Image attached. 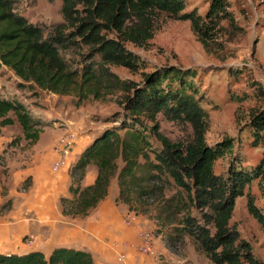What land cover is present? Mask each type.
Returning a JSON list of instances; mask_svg holds the SVG:
<instances>
[{
	"label": "trees",
	"instance_id": "trees-1",
	"mask_svg": "<svg viewBox=\"0 0 264 264\" xmlns=\"http://www.w3.org/2000/svg\"><path fill=\"white\" fill-rule=\"evenodd\" d=\"M62 2L63 22L46 32L18 12L17 0H0V61L30 86L55 95L75 96L79 104L90 97L101 99L115 92L123 95L125 116L120 125L95 134L71 168L72 198L62 200L64 214L88 216L90 210L106 199L116 177L120 188L118 201L126 204L132 203V194L140 201L139 194L148 195L156 188L155 184L170 178L180 189L177 196L167 199L170 209L179 208L174 214L180 225L179 239L185 235L195 238L212 264H264L255 257L251 245L241 241L239 232L230 226L236 201L244 196L248 185L258 180L264 195V161L249 169L240 156H235L227 175L215 173L216 161L233 151L235 140L227 138L215 146L207 144L210 118L202 106L204 96L198 71L160 67L143 72L142 81L135 82L121 79L110 69L112 65L135 69L139 62L123 43L145 46L153 39L156 23L162 16L190 21L194 33L209 51L219 36L222 21H233L229 2L212 0L205 17L187 12L186 0ZM84 47L90 52L85 60L88 63L73 68L63 52ZM257 89L264 106V89ZM10 112L16 116L25 139L38 142L43 131L38 128L43 126L41 122L24 104L5 98L0 92L2 126L15 123L9 117ZM159 115L190 125L192 141L181 145L166 139L159 130ZM246 130L253 147H264V107L252 112ZM120 160L123 167L119 171ZM90 165L97 168L96 179L82 187ZM194 209L203 213L204 223L193 217ZM249 211L264 227V214L252 200ZM0 264L95 262L87 251L57 248L49 258L39 251L0 254Z\"/></svg>",
	"mask_w": 264,
	"mask_h": 264
},
{
	"label": "rangeland",
	"instance_id": "rangeland-1",
	"mask_svg": "<svg viewBox=\"0 0 264 264\" xmlns=\"http://www.w3.org/2000/svg\"><path fill=\"white\" fill-rule=\"evenodd\" d=\"M17 1L18 12L31 23L43 27L46 32L51 31L54 25L63 22L62 0ZM227 1L233 21L228 19L222 21L219 36L211 44L209 51L194 33L190 21H178L162 16L156 23L153 39L145 46H137L130 42L123 43L126 50L139 62L135 69L110 66L111 71L121 79L135 82L142 81L143 72L150 73L160 67L178 66L184 69L194 68L198 71L204 96L202 106L210 118L209 130L206 134L207 144L215 146L227 138L235 140L233 151L216 161L214 170L217 175L228 174L227 170L235 156H240L243 165L249 169L264 161V147H253L246 130L252 112L264 107L262 98L257 96V88L264 89V0ZM186 2L187 12H197L205 17L212 0H186ZM114 37L111 35V38ZM89 54L86 47L63 52V56L73 68L88 63H85V60ZM0 92L5 98L24 104L43 125L38 127L43 129L42 133L46 127H55L56 131L58 129L64 131L59 137H53L56 140L52 147L53 151L60 156L56 162L63 159L60 150L57 149L58 142L66 138L69 133H74L76 138L70 145L68 158L78 139L93 140L95 134L103 129L119 126L121 118L125 116L121 92L106 95L101 99L90 97L79 104L75 96L55 95L30 86L1 61ZM9 117L14 119L13 125L2 126L0 119V186H3L4 196L9 190L8 186L10 187L12 182L17 180L18 171L25 166L24 159L29 158V151L37 143L25 139L23 129L12 112L9 113ZM157 122L160 132L170 142L186 145L192 141L193 129L190 125L170 121L163 115L158 116ZM47 132V134L53 133L52 130ZM68 158L63 160L62 167L67 165ZM151 159L154 160L153 156ZM140 162L143 163L144 159H140ZM118 165L120 171L123 167L121 160ZM53 170L57 171L55 168ZM92 176H97V168L94 165H90L86 171L87 178ZM31 185L32 179L28 178L17 188L23 192ZM155 186L156 188L151 189L148 195L138 193L140 201L132 194V203L126 204L121 200L118 201L120 188L117 177L110 185L111 198L118 193L114 203L122 212L125 224L137 225L141 229L140 232H144L150 239L151 251L143 254L152 253V256L157 258V264H212L195 238L185 235L181 240L177 237L180 233L177 228L180 225L179 221H175L174 214L179 208L170 209L167 199L177 196L180 189L170 178ZM70 198L72 195L60 199L62 214L65 217L68 215L63 212L62 200ZM185 200L187 199L183 201ZM250 200L264 214V195L258 180L248 185L244 196L237 199L230 226L239 232L241 241L251 245L255 257L264 263V227L250 213ZM11 206L12 201L6 202L0 208V213H5ZM67 209L69 210V207ZM192 215L204 223L202 212L194 209ZM68 217L73 220L80 218ZM178 219H181V215H178ZM209 229L214 232L212 227ZM31 236L35 238L33 248L39 245L40 240L36 239L35 235L29 234L24 238L26 245ZM107 243L109 249L118 258L111 246L122 241L113 240ZM126 251L127 249H125L127 258Z\"/></svg>",
	"mask_w": 264,
	"mask_h": 264
},
{
	"label": "crops",
	"instance_id": "crops-1",
	"mask_svg": "<svg viewBox=\"0 0 264 264\" xmlns=\"http://www.w3.org/2000/svg\"><path fill=\"white\" fill-rule=\"evenodd\" d=\"M49 130L53 133L47 134ZM63 133L61 129L56 131L55 127H46L40 140L29 151V158L24 159L25 166L18 171L17 180L8 186L5 196L2 194L3 186H0V208L12 201L11 208L0 213V254L39 251L49 258L57 248H73L91 253L95 264H157L152 253L143 254L136 250L141 229L137 225L125 224L122 212L114 203L118 193L111 198L112 188L108 198L92 209L88 216L73 220L62 214L60 199L71 196L70 169L92 141L91 138L78 139L67 165L54 171L53 164L60 156L53 151L56 142L53 137ZM28 178L32 179V185L23 192L19 191L17 186H22ZM95 179L96 176L85 177L82 187L93 184ZM29 234L40 240H36L39 245L32 248L24 243ZM113 240L129 244L124 262H120L107 246V242Z\"/></svg>",
	"mask_w": 264,
	"mask_h": 264
},
{
	"label": "built area",
	"instance_id": "built-area-1",
	"mask_svg": "<svg viewBox=\"0 0 264 264\" xmlns=\"http://www.w3.org/2000/svg\"><path fill=\"white\" fill-rule=\"evenodd\" d=\"M75 138H76V135L74 133H69V135L66 138H64L58 142V148L57 149L60 150L59 152L61 153V156L63 157V159H62V161L56 162L54 164L53 168H55V170L58 171L63 165V162H64L63 160L68 158L70 145L75 140ZM139 235H140L139 236L140 244L135 246L136 250H138L141 253L150 252L151 251V242H150L149 237L147 235H145L144 232H140ZM31 237L32 238L27 241V245L29 247H32L35 244V238L33 236H31ZM111 247L115 251V253L118 257L117 259L120 262H124L126 260L125 249H128L130 247L129 244H127L126 242L115 243ZM122 252H124V254Z\"/></svg>",
	"mask_w": 264,
	"mask_h": 264
}]
</instances>
